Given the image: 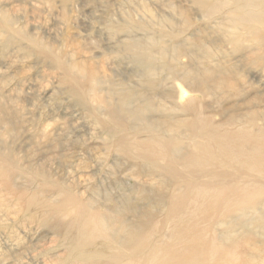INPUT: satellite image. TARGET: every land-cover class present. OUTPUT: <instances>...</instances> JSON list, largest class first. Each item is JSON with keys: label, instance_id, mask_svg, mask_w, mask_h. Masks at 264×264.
<instances>
[{"label": "bare ground", "instance_id": "6f19581e", "mask_svg": "<svg viewBox=\"0 0 264 264\" xmlns=\"http://www.w3.org/2000/svg\"><path fill=\"white\" fill-rule=\"evenodd\" d=\"M152 5L116 48L124 79L55 56L59 86L95 126L83 152L107 166L102 181L80 188L5 146L0 204L46 226L61 264H264V0ZM9 104L8 129L50 149L68 140L58 119L20 121Z\"/></svg>", "mask_w": 264, "mask_h": 264}, {"label": "rangeland", "instance_id": "374dc122", "mask_svg": "<svg viewBox=\"0 0 264 264\" xmlns=\"http://www.w3.org/2000/svg\"><path fill=\"white\" fill-rule=\"evenodd\" d=\"M144 5L153 7L152 0H0V99L18 111L20 121L24 116L39 124L58 119L54 125L69 136L61 140L60 149H50L38 143L34 129L21 123L8 129L1 122L0 148L10 147L22 163H31L67 183L79 182L80 188L82 181L84 187L91 178L101 182L107 166L98 171L94 160L83 152L96 142L95 126L59 86L61 72L55 56L82 61L105 78L124 79L130 67L126 69L118 60L116 48H122L125 33L132 34L128 27L144 15ZM219 37L212 33L210 40L217 43ZM221 49L231 51L227 46ZM123 180L130 182L127 176ZM10 208L7 213L0 204V264H61L64 252L57 249L55 235L38 220Z\"/></svg>", "mask_w": 264, "mask_h": 264}]
</instances>
